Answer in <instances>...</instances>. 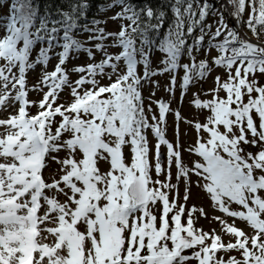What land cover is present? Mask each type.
Masks as SVG:
<instances>
[{"label":"snow or ice","instance_id":"snow-or-ice-1","mask_svg":"<svg viewBox=\"0 0 264 264\" xmlns=\"http://www.w3.org/2000/svg\"><path fill=\"white\" fill-rule=\"evenodd\" d=\"M64 2L0 15V264H264V0Z\"/></svg>","mask_w":264,"mask_h":264},{"label":"rangeland","instance_id":"rangeland-1","mask_svg":"<svg viewBox=\"0 0 264 264\" xmlns=\"http://www.w3.org/2000/svg\"><path fill=\"white\" fill-rule=\"evenodd\" d=\"M222 2H223V0H222ZM219 4L217 3L216 4V7H220ZM7 11H8L7 5H5L2 9H0V13H1L0 15H6L7 14ZM115 13H116L115 11H108V16L109 17H108L107 23H106L107 24L106 31H117L118 30L119 24L121 23V21H112L111 19H109L110 17L113 16L112 14H115ZM211 19L214 20L215 18L211 15ZM229 23L231 24L232 21H229ZM91 46H92L91 44H86V47H91ZM57 51H59V49H57ZM109 51H114V50L113 49H109ZM212 55H216V53L213 51L212 52ZM101 58H102V54L101 53H96V56H95L96 61H99ZM202 58H204L203 53H201L198 56V59H202ZM56 62L57 61H56L55 58L51 61V63L49 64V67H48V70L49 71L52 70V68H53V66L55 65ZM88 62L89 61H88V58H87L86 54L81 53L78 58H76V59H70L69 60L68 68L70 69L74 65H84V64H87ZM183 62H187V61L185 60ZM155 66L156 65H153V67H155ZM39 71H40V69L38 68L35 72H32V73L29 74V78H28L29 79V84L33 83L38 78ZM217 74L223 75V71L222 70H217V71L213 72L212 75L215 76ZM72 78L75 79L76 76L73 75ZM154 79L158 80L159 81V84H160L159 90L156 92V99H161L162 98L165 101L170 100L171 98L164 91V87H165V85L167 84V81H168L167 75L158 76V77H155ZM102 82H106V81H102ZM261 82H264V78H261ZM210 87H212V78L211 77H209V79L207 80V82L203 84V88L204 89H208ZM194 91H196L195 88H193L189 92L188 98H191L192 92H194ZM144 95H145V97H147L149 95V89L145 88ZM66 97H67V91H65L64 93H62V99L63 98H66ZM177 97H179V92H177ZM30 98L35 100V99H37V96H36L35 93H33V94L30 95ZM202 98H204V97H202ZM146 103H147V101H146ZM177 107H178V103L177 102H173L172 103V108L173 109H176ZM33 111H35V110L33 109ZM181 111H182V113H183L184 116H187L189 118L192 117V112H191V110L187 106V99H185V101H184V107L181 109ZM171 123H172V117H169V125H171ZM180 131L182 133V135H181V139L182 140H187V141H190L191 140V138H192L191 134H189V135H183V133L185 131V125H183V124L180 125ZM169 138H171V132L169 133ZM185 160L186 161L188 160V157L187 156H185ZM200 202L201 201H199L198 199H195L194 198L189 203L190 204H192V203L199 204ZM200 225H202L205 228V230H208L209 227H217L216 225H211L210 226L208 224V221L207 220H203V219L200 221Z\"/></svg>","mask_w":264,"mask_h":264},{"label":"trees","instance_id":"trees-1","mask_svg":"<svg viewBox=\"0 0 264 264\" xmlns=\"http://www.w3.org/2000/svg\"><path fill=\"white\" fill-rule=\"evenodd\" d=\"M111 0H90V7L87 11V15H86V20H91V19H100V20H107L108 19V11H115L118 12L120 11L119 7H115V8H111V9H107L104 12L99 11L100 7H105L107 6L108 3H110ZM150 3V5L154 8V9H159V10H165L167 11L168 8V0H135V3L138 6H143L144 3ZM33 3L36 4L41 12H43L44 8L47 7L48 5L51 6V9L53 12H55L56 9L60 8V9H66L67 8V4L64 2V0H33ZM219 3V2H217ZM216 3V4H217ZM5 5H7V0H5ZM1 14V13H0ZM114 15V14H112ZM167 17L168 19L166 20L165 23V28L167 27L168 22L171 21V13L167 12ZM85 22V21H82ZM206 23L208 24H212L213 23V19H211V14L207 17ZM102 27H107V24H102ZM79 39H81L82 41L87 39V34H81L78 36Z\"/></svg>","mask_w":264,"mask_h":264},{"label":"bare ground","instance_id":"bare-ground-1","mask_svg":"<svg viewBox=\"0 0 264 264\" xmlns=\"http://www.w3.org/2000/svg\"><path fill=\"white\" fill-rule=\"evenodd\" d=\"M219 3H222V0H219ZM219 3H218V4H219ZM219 6H220V4H219Z\"/></svg>","mask_w":264,"mask_h":264}]
</instances>
